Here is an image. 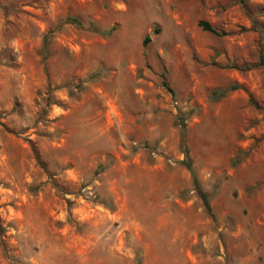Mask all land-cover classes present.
Here are the masks:
<instances>
[{
    "label": "rangeland",
    "instance_id": "1",
    "mask_svg": "<svg viewBox=\"0 0 264 264\" xmlns=\"http://www.w3.org/2000/svg\"><path fill=\"white\" fill-rule=\"evenodd\" d=\"M261 59L264 0H0V264H264Z\"/></svg>",
    "mask_w": 264,
    "mask_h": 264
},
{
    "label": "trees",
    "instance_id": "2",
    "mask_svg": "<svg viewBox=\"0 0 264 264\" xmlns=\"http://www.w3.org/2000/svg\"><path fill=\"white\" fill-rule=\"evenodd\" d=\"M238 1H239V3L242 6H245L246 0H238ZM68 21L76 22V23L78 22L77 18H74V17L73 18L72 17L68 18ZM199 25L202 27L203 30L210 31V32L215 33V34L217 33V30L210 23H208L207 21H203L202 20V21L199 22ZM97 30H99L100 32H103L99 27H97ZM148 41H149V37L148 36L144 37L143 44H146ZM261 63H262V65H264L262 59H261ZM163 85L169 92L172 91L171 88L169 87V85L167 84V82L163 81ZM226 90H228V89H223L222 92H221V95H224ZM180 125H181V127H180L181 128L180 142H181V146H182L183 153H184V158L180 161V163L182 165H184L185 168L190 172L191 177H192L193 187H194L197 195L202 200V204H203L206 212L210 216H212L208 195H207V193L205 191L202 190V188L200 186V183H199V181L197 179L196 173L194 171V168L192 166V160H191V157L189 155V151H188V148H187V145H186V140H185V123H184L183 119H181Z\"/></svg>",
    "mask_w": 264,
    "mask_h": 264
}]
</instances>
